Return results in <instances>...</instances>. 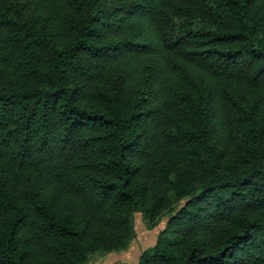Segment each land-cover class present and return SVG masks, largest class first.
Returning <instances> with one entry per match:
<instances>
[{
  "label": "trees",
  "instance_id": "16d2710c",
  "mask_svg": "<svg viewBox=\"0 0 264 264\" xmlns=\"http://www.w3.org/2000/svg\"><path fill=\"white\" fill-rule=\"evenodd\" d=\"M135 211L168 215L139 264H264V0H0V264Z\"/></svg>",
  "mask_w": 264,
  "mask_h": 264
},
{
  "label": "rangeland",
  "instance_id": "374dc122",
  "mask_svg": "<svg viewBox=\"0 0 264 264\" xmlns=\"http://www.w3.org/2000/svg\"><path fill=\"white\" fill-rule=\"evenodd\" d=\"M179 207V204L176 208ZM168 215L163 216L156 225L151 226L143 212L135 211L133 217L134 236L128 248L110 253L94 254L88 264H139L144 249L154 245L158 234L166 227ZM172 235V232H168Z\"/></svg>",
  "mask_w": 264,
  "mask_h": 264
},
{
  "label": "crops",
  "instance_id": "0c3cea01",
  "mask_svg": "<svg viewBox=\"0 0 264 264\" xmlns=\"http://www.w3.org/2000/svg\"><path fill=\"white\" fill-rule=\"evenodd\" d=\"M112 253V252H111Z\"/></svg>",
  "mask_w": 264,
  "mask_h": 264
}]
</instances>
